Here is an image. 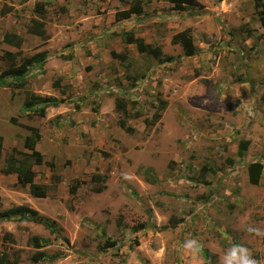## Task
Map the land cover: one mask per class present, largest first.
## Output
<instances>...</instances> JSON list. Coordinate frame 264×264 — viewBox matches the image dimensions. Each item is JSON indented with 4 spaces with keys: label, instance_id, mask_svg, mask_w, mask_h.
<instances>
[{
    "label": "rangeland",
    "instance_id": "obj_1",
    "mask_svg": "<svg viewBox=\"0 0 264 264\" xmlns=\"http://www.w3.org/2000/svg\"><path fill=\"white\" fill-rule=\"evenodd\" d=\"M135 1L143 12L117 21L115 13ZM196 1L201 7L177 11L165 0H0V36L25 38L18 58L41 51L51 57L46 77L34 78L42 70L33 68L24 89L6 87L10 79L0 88V167L10 148L27 152L10 123L28 121L20 105L24 91L34 92L37 83V92L54 91L64 100L62 108L33 121L41 137L36 149L54 165L33 168L34 183L47 197L33 198L28 186L0 180V211L26 206L54 226L1 222L0 258L18 256V264H219L223 249L239 242L264 264V237L244 230H264V28L253 0ZM36 4L43 5L41 16ZM31 19L47 27L45 42L27 34ZM186 29L196 47L191 57L171 42ZM129 32L171 61L138 53L124 41ZM7 67L0 60V72ZM115 98L124 101L127 118L114 110ZM160 101L166 102L162 111ZM156 113L160 119L146 125ZM123 119L131 133L120 128ZM242 141L248 146L240 156ZM251 162L263 165L258 185L248 182ZM94 174L99 181H90ZM52 175L59 176L57 184ZM74 180L81 184L70 196ZM4 233L13 242L3 241ZM32 236L45 241L41 249L31 245ZM189 238L200 241L203 261L182 256L180 244ZM106 242L116 245L98 248ZM37 252L43 258L34 263Z\"/></svg>",
    "mask_w": 264,
    "mask_h": 264
},
{
    "label": "trees",
    "instance_id": "obj_2",
    "mask_svg": "<svg viewBox=\"0 0 264 264\" xmlns=\"http://www.w3.org/2000/svg\"><path fill=\"white\" fill-rule=\"evenodd\" d=\"M169 4L173 6V8L177 11H184L187 8H196L201 7V5L196 0H165ZM255 9H257L258 21L262 28H264V0H253ZM43 5L36 4L34 7V12L41 16ZM143 12V8L141 6V1H135V4L129 7L127 10L118 11L115 13V19L117 21L129 19L132 15H139ZM1 14L4 15V12L1 11ZM26 32L28 34L40 37L43 41L47 40L46 32L44 29V23L37 19H31L30 24L26 27ZM124 41L127 44H134L136 50L140 54H145L157 60L158 62H170L171 58L163 57L162 52L157 47H152L149 44H146L142 38L134 37V35L129 32L124 36ZM172 44L179 45L183 51L184 56L191 57L195 55L196 47L193 44V38L190 30H184L180 33H177L172 37ZM8 44L19 49L23 44V39L15 34L6 32L3 34L0 44ZM19 52L13 53L9 51H4L0 54V60L7 61L8 67L0 72V88L3 86L5 80L10 79L11 82L8 81L6 87L10 89L21 90L25 87V78L29 72V69L34 65H42L46 61V52L41 51L35 53L29 57H19ZM112 56L122 59L123 57L120 55ZM26 96L23 105L22 112H31L28 114V117L32 115L41 116L45 113L46 109L53 106L56 107L62 103V100H55L51 97H42L36 95L29 91H24ZM166 102L160 101V105L158 106L159 111L165 109ZM114 110L116 112H121L125 118L128 117V113L126 110V105L124 101L120 98L114 99ZM160 114H155L153 120H144L146 125H153L154 122L160 119ZM10 123L12 125H18L15 118H10ZM119 126L124 131L131 133L132 129L128 127L125 123V120L119 121ZM26 130H28L31 135L23 138V147L27 152L18 151L16 148H10L9 152L5 155L2 166L0 167V175L8 176L14 174L16 176V185L20 187L28 186L29 193L34 198H46L47 190L44 186L38 185L34 183V178L36 176L33 171V166H40L46 164L50 170L54 169V165L52 163L44 162L43 156L41 153L36 150L35 145L40 140V133L37 128L31 126H23ZM248 141H242L239 144V154L245 152L247 150ZM3 151V142L0 137V156ZM263 171V165L260 162H251L247 165V177L248 182L251 185H258L261 179ZM52 181L57 184L59 182L58 175H52ZM100 180V175L94 174L90 177L91 182ZM104 183V181H103ZM81 183L77 180H74L72 184L68 187V193L70 196H74L78 186ZM105 187H97L94 188V193H101ZM1 204V202H0ZM10 221H18V222H34L42 224L45 228L51 229L54 226L53 222H49L47 219L42 218L38 215L37 211L31 209L26 206H15L3 211H0V223L1 222H10ZM175 226V225H173ZM172 226V227H173ZM3 241L13 242L12 236L9 233H4ZM31 245L35 249H41L45 243L44 240H41L37 236H32L30 238ZM116 245L115 242H106L104 245H100L99 249L111 248ZM204 256H207V252H204ZM43 258V254L41 252L34 253L31 256V261L36 263ZM19 257L16 256L12 261L8 260V255L3 253L0 258V264H18Z\"/></svg>",
    "mask_w": 264,
    "mask_h": 264
},
{
    "label": "clouds",
    "instance_id": "obj_3",
    "mask_svg": "<svg viewBox=\"0 0 264 264\" xmlns=\"http://www.w3.org/2000/svg\"><path fill=\"white\" fill-rule=\"evenodd\" d=\"M244 230L250 235L264 237V230L256 226L247 225ZM180 251L182 256L203 261L201 255L202 245L195 238L186 239L180 244ZM219 264H260V262L254 258L251 250L247 246L239 242H233L230 246L223 249Z\"/></svg>",
    "mask_w": 264,
    "mask_h": 264
},
{
    "label": "crops",
    "instance_id": "obj_4",
    "mask_svg": "<svg viewBox=\"0 0 264 264\" xmlns=\"http://www.w3.org/2000/svg\"><path fill=\"white\" fill-rule=\"evenodd\" d=\"M98 3H100L101 1H97ZM131 18V17H130ZM129 18V19H130ZM129 19H125V21H127V20H129ZM41 21V20H40ZM44 29H45V32H46V36H47V34L49 35V33H48V30H47V27L44 25ZM16 34V33H15ZM28 34V33H27ZM17 35H19L23 40L25 39L24 38V35L23 34H19V33H17ZM31 35V34H30ZM2 36L3 35H1L0 37L2 38ZM31 37H35L34 35H31ZM1 38H0V40H1ZM139 38H142V36H140ZM47 39H48V36H47ZM51 40V39H50ZM45 42V41H44ZM7 51H9V52H13V53H16L15 52V50L17 51L18 49L17 48H15V47H13V46H10V45H8V44H4V43H2L1 44ZM128 45H132V44H128ZM134 45V44H133ZM46 52V61L42 64V65H34V66H32L30 69H29V72H28V74H27V76L28 75H31L32 73H30L31 71L30 70H32L33 68H39V69H41L42 70V73H40L38 76H35L34 78H38V77H40L41 75H43L44 77H46L47 75H49L50 74V72L48 73V70L49 69H51V67H49V64H50V60H51V57H50V52L49 51H45ZM66 60H68L69 62L70 61H76V59H74V57H68ZM47 67H48V69H47ZM37 72V71H36ZM26 76V77H27ZM31 81V80H30ZM33 81V80H32ZM30 85H32V87H33V83H31ZM36 89H40L39 87H38V84L36 83V86H34L33 87V91L34 92H32V93H34V94H36V95H39V96H42V97H51V98H53V99H55V100H57V101H59V100H62V103L61 104H59L58 106H56V107H53V106H51V107H49V108H47V109H49L50 110V108H52L53 110L54 109H57V108H62V105H63V103H64V100L63 99H59V98H57V95H55L54 94V91H52V89H51V91H52V94L51 95H47V94H43V93H39V92H37L38 90H36ZM42 89V88H41ZM2 90H4V89H2ZM11 97V96H10ZM10 99V98H9ZM17 100V99H16ZM24 100L25 99H23V101H22V104H20L21 106L23 105V102H24ZM17 102H19L18 100H17ZM46 109V111H48ZM45 111V112H46ZM24 113V112H23ZM28 114H31V112H29V111H27V112H25L24 113V115H25V117L28 119V121H26L25 119H19V120H16L17 121V123H18V125H13L12 127H13V131H15V132H18V134H20L21 135V137H20V139L22 140V147H23V138L24 137H26V136H30L31 135V133L28 131V130H26L23 126H31V127H34V128H36V126H33V121H35L36 120V118L37 117H43V116H37V115H32L31 117H28L27 115ZM32 118H33V120H32ZM19 127H21V131H20V129H19ZM25 129V130H24ZM39 142V141H38ZM12 148H15V147H12ZM24 148V147H23ZM35 148H36V145H35ZM17 149V148H16ZM18 151H21V152H23V149H17ZM26 150V149H25ZM37 150V149H36ZM33 168H34V166H33ZM33 171H34V169H33ZM1 178H9V180L11 181V182H13L12 184H15L16 185V176L14 175V174H12V175H8V176H3V175H0V180H1ZM35 179V178H34ZM34 198V197H33Z\"/></svg>",
    "mask_w": 264,
    "mask_h": 264
}]
</instances>
